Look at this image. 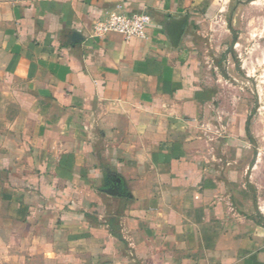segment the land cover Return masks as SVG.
I'll use <instances>...</instances> for the list:
<instances>
[{
  "label": "crops",
  "instance_id": "0c3cea01",
  "mask_svg": "<svg viewBox=\"0 0 264 264\" xmlns=\"http://www.w3.org/2000/svg\"><path fill=\"white\" fill-rule=\"evenodd\" d=\"M240 4L0 0V264H264V107L195 56ZM114 12L147 37L94 36Z\"/></svg>",
  "mask_w": 264,
  "mask_h": 264
},
{
  "label": "rangeland",
  "instance_id": "374dc122",
  "mask_svg": "<svg viewBox=\"0 0 264 264\" xmlns=\"http://www.w3.org/2000/svg\"><path fill=\"white\" fill-rule=\"evenodd\" d=\"M224 14L223 20L204 25L197 37L203 84L216 86L225 103L243 94L253 108L264 107V0H241L238 11ZM215 15L218 11L210 18Z\"/></svg>",
  "mask_w": 264,
  "mask_h": 264
},
{
  "label": "built area",
  "instance_id": "2783aa9c",
  "mask_svg": "<svg viewBox=\"0 0 264 264\" xmlns=\"http://www.w3.org/2000/svg\"><path fill=\"white\" fill-rule=\"evenodd\" d=\"M152 24V17L147 12L133 14L114 12L98 20L92 33L98 37L110 33L119 34L126 41L144 39Z\"/></svg>",
  "mask_w": 264,
  "mask_h": 264
},
{
  "label": "water",
  "instance_id": "95a60500",
  "mask_svg": "<svg viewBox=\"0 0 264 264\" xmlns=\"http://www.w3.org/2000/svg\"><path fill=\"white\" fill-rule=\"evenodd\" d=\"M75 42H78V39L75 36ZM102 191L111 195V196H118V197H130V193L127 191L125 182L122 178H117L113 185L106 186L102 188Z\"/></svg>",
  "mask_w": 264,
  "mask_h": 264
}]
</instances>
